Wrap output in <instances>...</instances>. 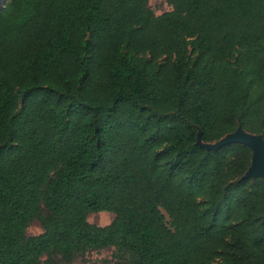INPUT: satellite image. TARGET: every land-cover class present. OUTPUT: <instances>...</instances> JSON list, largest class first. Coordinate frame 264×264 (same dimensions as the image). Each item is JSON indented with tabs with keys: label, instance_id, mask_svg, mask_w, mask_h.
Listing matches in <instances>:
<instances>
[{
	"label": "trees",
	"instance_id": "16d2710c",
	"mask_svg": "<svg viewBox=\"0 0 264 264\" xmlns=\"http://www.w3.org/2000/svg\"><path fill=\"white\" fill-rule=\"evenodd\" d=\"M168 2L1 3L0 264H264V0Z\"/></svg>",
	"mask_w": 264,
	"mask_h": 264
},
{
	"label": "rangeland",
	"instance_id": "374dc122",
	"mask_svg": "<svg viewBox=\"0 0 264 264\" xmlns=\"http://www.w3.org/2000/svg\"><path fill=\"white\" fill-rule=\"evenodd\" d=\"M3 0H0V5ZM149 5L157 15L170 11L172 6L168 0H149ZM115 218V214L109 211L93 212L89 215V221L97 225L110 224ZM43 228L41 221L35 219L31 222L27 229L29 236L38 235L42 233ZM57 264H67L64 262H57ZM69 264H125L115 256V249L113 247L106 248L100 251H92L84 256L77 257L72 263Z\"/></svg>",
	"mask_w": 264,
	"mask_h": 264
},
{
	"label": "water",
	"instance_id": "95a60500",
	"mask_svg": "<svg viewBox=\"0 0 264 264\" xmlns=\"http://www.w3.org/2000/svg\"><path fill=\"white\" fill-rule=\"evenodd\" d=\"M232 143H243L253 152L251 165L242 179L264 178V136L262 134L248 132L242 126L215 142H204L202 133L198 134V144L207 150L217 151Z\"/></svg>",
	"mask_w": 264,
	"mask_h": 264
}]
</instances>
